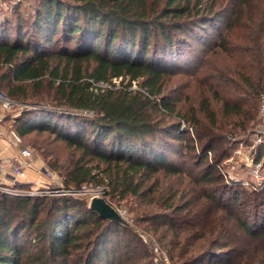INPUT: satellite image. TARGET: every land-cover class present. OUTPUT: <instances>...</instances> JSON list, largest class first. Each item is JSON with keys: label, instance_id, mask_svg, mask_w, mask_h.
Instances as JSON below:
<instances>
[{"label": "trees", "instance_id": "1", "mask_svg": "<svg viewBox=\"0 0 264 264\" xmlns=\"http://www.w3.org/2000/svg\"><path fill=\"white\" fill-rule=\"evenodd\" d=\"M216 2L39 0L30 27L41 41L27 38V32L22 31L24 25L20 24L23 17L18 18L13 29L10 13L6 12L0 22V68H4L0 83L8 79L18 82L8 93L26 95L25 81L38 89L46 77L51 86L59 79L56 99L68 107L92 112V117L83 118L25 111L16 119L13 131L18 137L33 131L49 132L79 152L65 168V186L79 188L93 181L103 184L104 198L118 201L132 196L148 205L160 204L163 212L154 214L152 219L175 234L169 242L170 257L179 264H197L207 256L221 255L222 264H263L264 238L259 236L264 233L258 236L247 218L239 215L240 219H236L244 235L249 236L245 258L236 256L230 239L222 237L217 226L220 220L235 221L232 214L241 204L239 194L243 192L236 189L229 194L218 193L224 187L216 164L228 152L222 146L215 147V143L228 141L234 132H245L251 122L256 125L260 120L259 98L264 95V27L253 31V38L247 33L240 35L239 41L244 45H239L228 37L235 28L237 10L226 23L228 35L219 32L213 43L233 60L232 66L202 71V80L195 78L199 72L190 75L202 89L198 106L187 107V124L193 127L199 148L211 150L214 155L210 161H206V153L200 156L198 166L203 161L206 164L192 182L197 188L164 190L158 178L182 174V168L171 163L161 147L162 135H180L177 126L161 125V116L179 113L176 101L163 93L166 57L181 34L197 43H208V30L223 21ZM223 2L220 0V4ZM58 34L62 40L75 42V47L62 46L53 56L45 55L46 46L56 44L54 38ZM53 60L57 63L52 65ZM232 74L233 79L226 78ZM112 79H120L121 85L114 86ZM124 80L127 82L123 84ZM225 80L236 89V95ZM135 81L136 89L132 88ZM93 83L111 87H94ZM212 100L218 104L217 109ZM255 158H263L264 165V142L256 146ZM243 196L258 206L257 201L264 202V188ZM87 200L67 195L0 192V264H125L122 256L116 261L114 255L118 243L112 234L121 231H130L132 239L146 247L132 230L91 211ZM221 201L227 205L221 206ZM193 216L198 217L203 228L199 237H187L191 231L187 224ZM141 260L142 264H152L146 254Z\"/></svg>", "mask_w": 264, "mask_h": 264}, {"label": "rangeland", "instance_id": "2", "mask_svg": "<svg viewBox=\"0 0 264 264\" xmlns=\"http://www.w3.org/2000/svg\"><path fill=\"white\" fill-rule=\"evenodd\" d=\"M38 1L39 0H25L16 5V9L14 8L11 11H7L10 13L8 19L11 21L13 29L15 28L14 25L18 22V18H24V22L20 24L24 25L22 31L27 32V38L32 37L39 39L34 35V29L30 27V20L37 9ZM241 3L242 5L239 7ZM216 4L217 10H219L223 16V21L208 30V43L204 42L200 44L201 42L197 43L196 39L190 36L187 37V34H181L179 35L181 38L166 57L168 63L165 67L167 73L164 76L163 93L169 94L170 97L176 101L179 113L175 116H161V125L170 128H175L177 126L180 135L176 136L172 134V132L162 135L160 137L163 141V143L161 142V147L163 151L167 153L168 160L177 167L182 168V174L174 177H165L164 175L158 176L161 187L164 190H189L192 187L197 188L192 182L195 183V179L198 178V172L204 169L206 161H210V157L214 155L211 150L206 152L199 148V142L196 140L197 136L194 130H192L193 127H190L189 123L187 124V107L190 105L198 106L202 89L201 84L192 80L190 75L194 72H199L195 78L202 80L203 76L200 75L202 71L206 72L212 67L224 69L232 66L231 62L233 60L229 58L228 54L214 47L213 43L217 41L219 32H221L222 35H228L225 30L226 23L233 18V14L236 10L238 11V18L235 22L236 25L233 32H231L228 37L239 42V45H244L239 41L240 35L247 33L249 38H253L252 32H258L261 27H264L262 26L264 25V0H234L232 2L225 0L222 4H220V0H217ZM3 17L4 16L0 15V22L3 21ZM197 30L198 28H196V31ZM203 36L204 35H202V38H205ZM199 38L201 37L199 36ZM54 39L56 44L47 45L46 50H44L45 55L53 56L55 51L62 46L70 49L75 47V42L62 40L59 34ZM54 63H57V61L53 60L52 65ZM2 71H4V68H0V73ZM211 73L216 72L214 71ZM224 73L226 74V72ZM226 78L233 79L234 77L232 74L226 75ZM49 81L48 77L44 78L38 89H33L29 81L23 82L25 84V89H27L26 95H21L19 93L10 95L8 93L9 89H13L15 85H18V82L8 79L0 83V91L11 100V104L7 108H2L0 104V117L2 118L3 125L2 130L5 136L14 133L13 129L16 127V119L25 111H31L33 113L51 112L83 118L92 117L93 114L90 111L74 109L59 102L56 99L55 87L60 81L57 79L54 82V86H51ZM126 82L127 80H124L123 84ZM111 83H113L114 86L121 85L120 79H112ZM224 83L228 88L231 87V92L236 95V92H234L236 89L232 87V84L227 80H225ZM93 86L102 88L111 87L110 84L104 83H93ZM132 88H138L137 81L133 82ZM211 104L214 108H218V104H216L215 101L212 100ZM255 126H257V124L252 126L251 122L248 124L245 132H234V137L228 138V141L215 143V147L222 146L228 152L226 158L219 164H216V172L221 175L222 180L220 183H222L224 187L222 189L220 188L218 193H220V191H227L226 194H229L231 191L238 189L243 192V195H248L252 191H258L264 188L263 158L256 160L255 149L257 145H253V136L251 135ZM21 146L31 149L33 159L37 166L36 176L32 174L31 176L29 175L26 182L22 184L23 189H30L32 186L38 189H44L45 186L62 190L76 189L73 186H65L63 181L65 168L78 157V151L67 147L62 140L56 139L55 136L49 132L37 133L33 131L21 137ZM192 147L195 149H191ZM205 153L208 155V158L198 166L202 159L200 156L202 154L205 155ZM255 161H260L262 163L257 175L252 172ZM212 163L214 164V162ZM40 167L52 171L54 173V178L46 179L42 177L38 169ZM85 185L91 190L97 187L103 189L102 183L91 181ZM66 193L64 195L77 198L86 197L85 195L68 194V191ZM243 195L239 194V202H241V204L236 206L235 212L232 214L235 221L230 220L227 222V220H225L221 223V220L217 219V221L220 220V222H217V226L220 228L222 237H228V239H230V245L237 251L236 256L240 255V257H244L245 255L243 256V254L249 251L246 249V247H248V239H246V237L249 236L244 235V232H242L237 225L236 219H240V217L247 218L250 222L249 224L253 226L258 233V236L264 233V202L257 201V203L260 204L254 207V204L247 202L245 200L246 197ZM56 196L61 195L58 194ZM89 198L90 197H87V201H89ZM105 199L117 210L123 212L122 217L129 225L139 229L146 235V240H143L139 236L140 240L146 243V247H143L142 244L132 239L133 236H131L130 231H121L117 235L112 234V237H115L118 243L114 253L116 261H119L118 259L122 256L121 260L125 264H142V260L140 261L141 256L146 254L148 259H151L152 264H164L161 259L163 255L168 258L170 264H179L176 258L170 257V250L172 247L169 242L172 241L175 234L172 231H167V226L160 225L158 221H153L152 219L154 214L156 215L163 212L160 204L148 205L144 200L132 196H127L125 199L118 201L114 199L111 200L108 197H105ZM220 205L226 206L227 202L221 201ZM187 227H191V231L187 233V237H199L201 229L203 230L196 216H193L188 221ZM128 229L131 230L130 228ZM222 229H224V234ZM259 237L264 238V235ZM254 245H256V243H254ZM155 247H157V251H154ZM213 250L218 253V249L213 248ZM223 251H226V249ZM208 257L209 256H207L206 260L197 262V264H222L224 262L222 255L214 258ZM244 258H242V260ZM100 264H104V261L100 262Z\"/></svg>", "mask_w": 264, "mask_h": 264}, {"label": "built area", "instance_id": "3", "mask_svg": "<svg viewBox=\"0 0 264 264\" xmlns=\"http://www.w3.org/2000/svg\"><path fill=\"white\" fill-rule=\"evenodd\" d=\"M25 0H0V15L11 10L14 6L18 5ZM0 104L2 108H7L11 104L4 93L0 91ZM258 114L260 120L252 130L253 145H259L264 142V95H261L258 103ZM2 118L0 117V133L2 132ZM15 147L16 151L8 156L0 155V192L8 195H28V196H41V195H64L67 191L68 194L85 195L90 197L93 194L102 195V188L89 189L85 184L76 189H55L52 187L45 186L44 189H38L37 187H30V189H23L22 184L26 182L28 177V172L30 170H36L37 166L35 160L33 159V154L30 148L21 146V138L15 133L6 136L5 147ZM260 161H255L252 172L257 175L260 167ZM41 172L42 177L46 179H53L54 173L44 167L38 168ZM39 181V180H37ZM66 191V192H65ZM67 194V193H66ZM122 216L123 212L117 210ZM157 247L154 251H157ZM162 261L164 264H170L168 258L163 255Z\"/></svg>", "mask_w": 264, "mask_h": 264}, {"label": "water", "instance_id": "4", "mask_svg": "<svg viewBox=\"0 0 264 264\" xmlns=\"http://www.w3.org/2000/svg\"><path fill=\"white\" fill-rule=\"evenodd\" d=\"M88 208L102 219H105L110 223H116L123 227L130 228L143 240H146V235L139 229L129 225L127 221L118 213L117 209L104 197L97 194L91 195L88 201Z\"/></svg>", "mask_w": 264, "mask_h": 264}, {"label": "crops", "instance_id": "5", "mask_svg": "<svg viewBox=\"0 0 264 264\" xmlns=\"http://www.w3.org/2000/svg\"><path fill=\"white\" fill-rule=\"evenodd\" d=\"M5 142H6V136L3 134V130L0 133V155L1 156H8L13 154L16 151L15 147L9 146V147H5ZM34 175L36 176V171L35 170H30L28 172V176Z\"/></svg>", "mask_w": 264, "mask_h": 264}]
</instances>
